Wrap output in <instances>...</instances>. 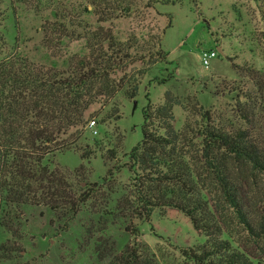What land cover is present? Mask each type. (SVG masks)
Masks as SVG:
<instances>
[{
  "label": "trees",
  "instance_id": "1",
  "mask_svg": "<svg viewBox=\"0 0 264 264\" xmlns=\"http://www.w3.org/2000/svg\"><path fill=\"white\" fill-rule=\"evenodd\" d=\"M253 1L259 4L264 19L262 0ZM140 3L90 0L97 22L87 33L88 53L71 58L65 69L38 65L15 50L0 59V212L45 206L75 217L93 199L97 187H83L67 172L51 169L48 164L67 151L78 152L85 161L102 153L104 142L87 137L88 126L96 117L91 109L111 107L101 123L117 118L118 110L112 104L117 96L123 92L125 98L135 100L142 79L167 61L168 54L162 49L165 28L148 36L131 32L125 39L114 31V21L135 14L145 18L143 9L156 10L161 1ZM43 32L45 47L54 50L71 36L58 22L45 23ZM5 48L0 38V53ZM233 67L239 76L238 64L233 63ZM249 72L254 79L260 78L258 71ZM216 85L224 86L223 96L235 94L236 118L231 127L216 123L213 108L190 109L188 103L193 99L189 98L185 104L187 121L177 130L174 108L180 100L170 92L160 105H149V100L144 110L143 139L128 154L124 166L134 175V183L132 197L123 205L134 217L146 220L157 209L186 215L197 234L205 238L204 244L186 254L191 264H264L231 236L232 229L244 232L247 242L243 244L254 243L263 249L264 139H259L256 123L264 118L259 113L264 110V99L242 94L239 88H227L226 79ZM195 117L200 118V124ZM123 138L116 133L114 140L107 142L102 159L116 160ZM1 225L11 230L8 222ZM129 231L131 243L108 264H160L142 242L139 229Z\"/></svg>",
  "mask_w": 264,
  "mask_h": 264
},
{
  "label": "rangeland",
  "instance_id": "2",
  "mask_svg": "<svg viewBox=\"0 0 264 264\" xmlns=\"http://www.w3.org/2000/svg\"><path fill=\"white\" fill-rule=\"evenodd\" d=\"M147 1L141 0L140 5ZM160 1L156 10L143 9L145 18L135 14L114 21L113 28L123 39L131 32L148 36L165 28L162 49L168 54L167 61L157 64L142 79L135 100L125 98L123 92L117 96L112 102L118 110L117 118L101 123L111 107L91 109L97 124L87 130V137L104 142L102 153L85 161L78 152L67 151L48 164L51 169L67 172L83 187H97L95 196L75 217L45 206L0 212V222L11 226L8 231L0 223V264H108L131 243L132 228L139 229L142 242L160 264H191L186 254L205 243L191 220L179 211L157 209L149 220L131 215L123 202L132 197L134 175L124 166L128 154L143 139L144 110L149 100V105H160L169 92L180 100L174 108V125L180 130L187 121L185 104L189 98L193 99L188 103L190 109L213 108L216 123L231 127L236 118L235 94H221L224 86L216 85L221 79L228 80L227 88H239L242 94L264 99V19L253 0ZM261 2L263 5L264 0ZM0 13V38L6 44L0 59L15 50L31 62L57 69H65L74 56L88 53L87 33L97 22L90 0H0ZM47 22L64 24L71 32L58 50L44 45L43 26ZM210 51L217 52L218 57L206 69L202 56ZM233 63L240 68L239 76ZM249 70L258 71L260 78L254 79ZM165 78L167 82L161 84ZM215 85L220 88L218 96ZM259 113L264 114V110ZM199 119L194 118L200 124ZM233 124L239 125L236 121ZM256 125L262 140L264 118H259ZM116 133L124 136L116 160L102 159L109 147L107 142L114 140ZM231 236L252 256L264 261V245L261 249L254 243L243 244L247 242L243 237L246 234L235 229ZM101 255L106 256L105 260L100 259Z\"/></svg>",
  "mask_w": 264,
  "mask_h": 264
},
{
  "label": "built area",
  "instance_id": "3",
  "mask_svg": "<svg viewBox=\"0 0 264 264\" xmlns=\"http://www.w3.org/2000/svg\"><path fill=\"white\" fill-rule=\"evenodd\" d=\"M217 57H218V54H217V52H215V51L205 52V53L203 54V56H202L203 64H204L205 68L208 69L209 66H210V62H211L213 59L217 58ZM95 125H96L95 121L90 122L88 128H89L90 130H92V129H94ZM94 134L97 135V131H95Z\"/></svg>",
  "mask_w": 264,
  "mask_h": 264
},
{
  "label": "water",
  "instance_id": "4",
  "mask_svg": "<svg viewBox=\"0 0 264 264\" xmlns=\"http://www.w3.org/2000/svg\"><path fill=\"white\" fill-rule=\"evenodd\" d=\"M135 105H137V103H135Z\"/></svg>",
  "mask_w": 264,
  "mask_h": 264
}]
</instances>
